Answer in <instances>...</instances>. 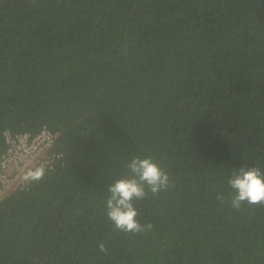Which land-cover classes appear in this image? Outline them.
Wrapping results in <instances>:
<instances>
[{
    "label": "trees",
    "instance_id": "trees-1",
    "mask_svg": "<svg viewBox=\"0 0 264 264\" xmlns=\"http://www.w3.org/2000/svg\"><path fill=\"white\" fill-rule=\"evenodd\" d=\"M42 126L63 156L0 201V264H264V205L228 184L264 172V0H0V155ZM133 157L168 184L125 233Z\"/></svg>",
    "mask_w": 264,
    "mask_h": 264
},
{
    "label": "clouds",
    "instance_id": "clouds-1",
    "mask_svg": "<svg viewBox=\"0 0 264 264\" xmlns=\"http://www.w3.org/2000/svg\"><path fill=\"white\" fill-rule=\"evenodd\" d=\"M132 173L131 177H121L108 186L110 195L106 200L107 216L114 223L116 229L125 233H137L150 228L151 224L142 226L137 220V209L133 206V199H142L145 196L146 184L153 194L167 187L168 175L150 157H133L128 163ZM43 166L28 170L24 179L39 181L44 177ZM228 184L235 190L232 198V207L239 208L242 202L249 205H264V172L258 167H240L239 171L233 170L228 179ZM223 201L222 196L217 197ZM99 249L106 252L103 243Z\"/></svg>",
    "mask_w": 264,
    "mask_h": 264
},
{
    "label": "built area",
    "instance_id": "built-area-1",
    "mask_svg": "<svg viewBox=\"0 0 264 264\" xmlns=\"http://www.w3.org/2000/svg\"><path fill=\"white\" fill-rule=\"evenodd\" d=\"M60 130L42 126L35 132L3 130L5 148L0 155V201L10 194L28 188L30 181L24 179L30 169L43 166L54 169L63 156L55 146Z\"/></svg>",
    "mask_w": 264,
    "mask_h": 264
}]
</instances>
